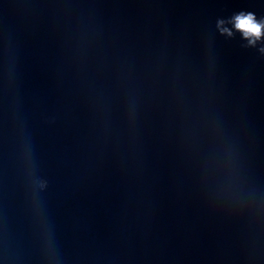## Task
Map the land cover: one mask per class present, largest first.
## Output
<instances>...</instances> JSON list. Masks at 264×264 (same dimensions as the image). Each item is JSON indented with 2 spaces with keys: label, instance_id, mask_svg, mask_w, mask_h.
<instances>
[{
  "label": "water",
  "instance_id": "1",
  "mask_svg": "<svg viewBox=\"0 0 264 264\" xmlns=\"http://www.w3.org/2000/svg\"><path fill=\"white\" fill-rule=\"evenodd\" d=\"M241 12L264 0H0V264H264Z\"/></svg>",
  "mask_w": 264,
  "mask_h": 264
},
{
  "label": "clouds",
  "instance_id": "2",
  "mask_svg": "<svg viewBox=\"0 0 264 264\" xmlns=\"http://www.w3.org/2000/svg\"><path fill=\"white\" fill-rule=\"evenodd\" d=\"M234 28L242 33L244 39L249 41V44L255 46L258 41L264 38V22L258 21L255 14L252 12H241L231 18ZM225 21L220 20L219 25H223ZM222 32H227L228 35H233L228 29H222ZM260 51L264 52V47Z\"/></svg>",
  "mask_w": 264,
  "mask_h": 264
}]
</instances>
